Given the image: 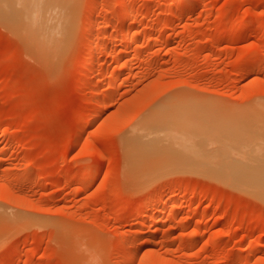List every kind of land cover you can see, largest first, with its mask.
Masks as SVG:
<instances>
[{"label": "rangeland", "instance_id": "374dc122", "mask_svg": "<svg viewBox=\"0 0 264 264\" xmlns=\"http://www.w3.org/2000/svg\"><path fill=\"white\" fill-rule=\"evenodd\" d=\"M67 13L55 58L0 19V264H264V184L247 177L264 158V0ZM183 110L203 114L194 150L134 173L132 146L162 143L143 120Z\"/></svg>", "mask_w": 264, "mask_h": 264}, {"label": "bare ground", "instance_id": "6f19581e", "mask_svg": "<svg viewBox=\"0 0 264 264\" xmlns=\"http://www.w3.org/2000/svg\"><path fill=\"white\" fill-rule=\"evenodd\" d=\"M198 1L199 0H177V5L178 4L181 5L182 3H185V2L186 3L188 2L190 4L192 3V5H194V3L198 2ZM70 2H71V0H0V19L3 20L13 31L17 32L21 36V38H24V40H26V42L28 41L30 43V45H32L41 54L55 58L56 56L60 55L63 52V50H65V47H66V43H65L66 41L65 40H68V38L70 36L72 22L70 19V14L67 13V8H68ZM126 14L124 13L125 16H123L121 18V21H123V22L127 21L128 18L131 17L130 12H127ZM131 15H133V14H131ZM126 25L127 24H125V26ZM109 28H107V29H109ZM125 28H127V31H125L126 29H124L123 32L122 31L120 32L121 34L127 35L129 37V39L133 40V41H134V39H137V35L135 32H133L132 27L131 28L125 27ZM99 40H101V39H99ZM94 43H93V45L95 47L97 45V43H95V44ZM99 43H100V41H99ZM91 44L88 46L89 48H90ZM93 45L91 47H93ZM92 51H94V50H92ZM91 52L87 55L88 57H87L86 61L88 64H93L94 61H96V59H97L96 56L98 55L94 52L96 54V56H95ZM119 58H118V60H119ZM98 68H100V67H98ZM92 71H94V73H96L95 71H97V73L99 72L96 69L95 70L92 69ZM100 71H101V69H100ZM112 73L113 74H111L110 79H111V81L115 82L120 77H119V75H117V73L116 74L114 72H112ZM83 83H84V81H82V84ZM90 95H91V93H90ZM177 104H178V102H177ZM191 105H192V103H191ZM177 107L179 108V106H176V108ZM194 108H196L195 105H194ZM180 109H175V110H180ZM186 109H189V107ZM159 111H160V109H159ZM167 111H168V109H167ZM194 111L197 113L196 110H191V111L189 110L188 112L183 110V111H177L175 113H169V114L168 113L158 114L159 113L158 112L155 116L153 115V116L148 117V118L146 117V119L143 120V122H144L143 124L146 127H149L153 131L152 133L149 132V134L150 135L152 134V136L157 135V137L162 141V143L158 144L157 146H154V147H152L150 145L148 146L145 144H141L138 146H136V145L132 146V150H130L129 154L132 156L130 159H132L133 162H135V163H133L134 168L137 169L134 171V173L139 172L138 169L143 170V173H145V171H144V168L146 166L145 164H148L149 159H152V158L158 156L159 154L163 153L165 158L167 159L170 157L169 154H173V152H175V151L177 153L178 152L188 153V152H191V150L192 151L194 150V148H193L194 138L190 134V130L199 126L200 119H202L201 116L203 115V114L201 115V113H202L201 112V113H199V115H201V116H198ZM198 111L200 112V110H198ZM100 112H102V111H99L98 115L101 114ZM203 118L205 119V117H203ZM225 122L227 123V125L230 124V120H228V119H226ZM78 131L80 134H82L80 132V130H78ZM78 131H77V133H78ZM80 134H79V137L77 136L78 137L77 139L80 138ZM259 159H261V158H259ZM224 165L228 166L229 164L226 162ZM248 173L250 176L248 175ZM248 173L246 172V174H244V175L245 176L248 175L247 176L248 178L251 177V179H253L257 183L262 181L261 183L264 184V158H262V160H260L257 164H251V170L248 171ZM260 193H262L264 196V186H262ZM152 203L154 204L155 202L152 201ZM11 213H13V212H11ZM8 215H10V213H7V214L5 213V216H8ZM11 215L13 216V214H11ZM5 216H4V218H5ZM15 216H16V214H15ZM7 218L5 220L9 221V216ZM159 218L160 217L157 216V217L152 218V220L156 223L157 221H160V219L162 217L160 219ZM13 220L15 221L14 218H13ZM7 221H6V223H7ZM2 222H4V221H2ZM12 224H10V225H12ZM251 248L252 247L250 245L248 250H250ZM253 250H255V248Z\"/></svg>", "mask_w": 264, "mask_h": 264}]
</instances>
